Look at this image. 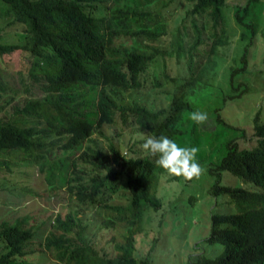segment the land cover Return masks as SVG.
Instances as JSON below:
<instances>
[{
	"label": "trees",
	"instance_id": "1",
	"mask_svg": "<svg viewBox=\"0 0 264 264\" xmlns=\"http://www.w3.org/2000/svg\"><path fill=\"white\" fill-rule=\"evenodd\" d=\"M182 3L185 7L179 11ZM0 4L4 8L0 18L10 17L21 39L6 42L0 29V55L21 49L27 58L22 70L38 78L41 89L40 95L30 94L13 112L0 115V170H9L5 152L22 150L45 173L49 185L57 181L67 188L76 207L55 215L44 250L58 264H150V251L136 257L135 241L144 231L146 210L162 208L157 188L166 171L155 165V157L136 147L145 138L128 144L131 154L126 156L106 128L134 127L185 147L243 131L221 112L227 103L252 91L250 58L256 56L258 38L264 41V0L234 4L238 33L229 27L226 0H0ZM227 46L235 53L223 68ZM259 66L256 72L264 74V47ZM147 85H170L168 104L156 108L132 97L131 92H141ZM197 110L208 113L206 124L188 119ZM251 118L253 144L242 145L237 135L226 136L223 155L209 168L215 176L210 192L227 195L235 212L212 214L206 241L224 248L215 257L200 256L197 264H264L260 108ZM224 171L257 190L221 183ZM116 194L119 201L113 203ZM77 208L113 211L99 223L117 233L110 253L88 237L86 214L80 216ZM34 236L27 218L3 219L0 264H35L39 251L29 246Z\"/></svg>",
	"mask_w": 264,
	"mask_h": 264
},
{
	"label": "rangeland",
	"instance_id": "2",
	"mask_svg": "<svg viewBox=\"0 0 264 264\" xmlns=\"http://www.w3.org/2000/svg\"><path fill=\"white\" fill-rule=\"evenodd\" d=\"M241 1L244 0H226L228 7L225 8V12L230 22L229 27L236 33L238 27L233 19V6ZM184 7L185 4L182 3L178 10L183 11ZM0 11H4L2 4ZM10 20V17L5 15L0 18V29L4 40L21 43L19 27L11 24ZM172 23L173 19L169 21V27L173 26ZM263 47L264 41L258 38L256 56L250 58L252 71L248 74L251 78L249 84L252 91L239 100L227 103L221 112L228 123L241 127L243 131H232L229 136L222 133L218 137L213 136L208 142L192 145L199 149L196 159L204 169L199 178L185 180L182 177L171 176L167 172L160 177L157 194L162 197L163 205L157 211L149 208L144 213V231L137 235L135 241L137 258L143 257L150 251V264H197L200 256L215 257L223 250L224 246L221 243L210 244L206 241L210 233L211 216L214 213L235 212V206L229 203L227 195H213L210 192L215 176L210 175L209 168L223 155L221 145L226 136L237 135L242 145L253 144L251 117L260 108L261 117L264 119V74L256 72L260 67ZM223 50L228 57L221 65L224 68L230 64V57L235 51L228 46ZM25 62L27 58L21 49L0 55V105L3 104L0 115L13 112L14 106L20 104L22 99L30 97V94L40 95L39 79L27 75L22 70ZM149 87L147 85L141 92H131L132 97H137L139 101L147 100L148 104L156 108L166 106L168 104L166 91L170 89V85L150 87L152 90H146ZM106 133L114 137L115 144H119L122 153L126 156L131 154L127 149L128 144L135 140L140 141L148 135L137 128L128 126L124 128L119 124L106 128ZM141 145L138 143L136 147L143 150ZM3 156L9 164V170L6 167L0 170V222L3 219L27 218L28 223L35 229V236L29 246L39 251V258L35 260V264H58L44 250L42 244L52 229L51 224L55 215L75 209V202L69 197L67 188L57 181L49 185L45 173L41 172L38 164L22 150H11L5 152ZM221 183L257 190L252 183L244 182L227 171L222 173ZM112 200L113 203L119 201L117 194L112 196ZM121 200L125 201L124 196ZM77 209L81 212L80 216L84 217L86 214L85 217L89 222H87L88 237L98 248H104L110 253L114 243L117 242L112 238H115L117 233L112 228H106L99 223L101 218L111 216L113 211Z\"/></svg>",
	"mask_w": 264,
	"mask_h": 264
},
{
	"label": "clouds",
	"instance_id": "3",
	"mask_svg": "<svg viewBox=\"0 0 264 264\" xmlns=\"http://www.w3.org/2000/svg\"><path fill=\"white\" fill-rule=\"evenodd\" d=\"M188 119L195 124L203 125L208 122L209 116L204 111H193L188 114ZM142 149L150 156L155 157V165L171 176L182 177L185 180L199 178L204 169L197 161L199 149L194 146H180L167 136L145 137Z\"/></svg>",
	"mask_w": 264,
	"mask_h": 264
}]
</instances>
